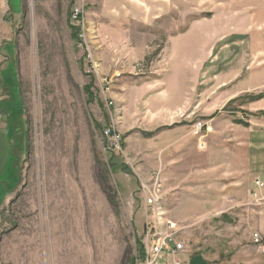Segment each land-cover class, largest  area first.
I'll return each mask as SVG.
<instances>
[{
	"label": "rangeland",
	"instance_id": "obj_1",
	"mask_svg": "<svg viewBox=\"0 0 264 264\" xmlns=\"http://www.w3.org/2000/svg\"><path fill=\"white\" fill-rule=\"evenodd\" d=\"M164 2L24 0L1 23L0 264H138L157 171L186 264L264 205V0Z\"/></svg>",
	"mask_w": 264,
	"mask_h": 264
},
{
	"label": "built area",
	"instance_id": "obj_2",
	"mask_svg": "<svg viewBox=\"0 0 264 264\" xmlns=\"http://www.w3.org/2000/svg\"><path fill=\"white\" fill-rule=\"evenodd\" d=\"M69 16L77 24L82 22V11L79 8H74ZM3 17V9L0 4V25L3 22ZM1 64L2 57L0 55V66ZM102 137L105 140L104 147L106 150H120L121 139L111 128L104 129L102 131ZM204 146V143H199L200 148L203 149ZM255 184L258 192L264 190V183L256 180ZM141 191L144 199V207L154 215L152 217L151 215H147L145 218L144 234L141 237L140 251L138 252L139 256L136 262L138 264H186L181 257L187 253V250L184 243L177 238L178 230L175 224L169 222H163L161 224L159 214H156L160 210L159 208L164 197V194L162 195L163 186L159 171L153 172L150 175L149 182H143ZM254 196L256 197L255 201L260 203L256 193H254ZM259 196L261 197L260 194ZM253 242L255 244L261 243V238L258 234L253 235Z\"/></svg>",
	"mask_w": 264,
	"mask_h": 264
},
{
	"label": "crops",
	"instance_id": "obj_3",
	"mask_svg": "<svg viewBox=\"0 0 264 264\" xmlns=\"http://www.w3.org/2000/svg\"><path fill=\"white\" fill-rule=\"evenodd\" d=\"M0 4L2 5V9H3V16H4L3 22L8 18L14 20L15 18L14 16H18L14 14V11H16V14L21 15L22 9L24 8V0H0ZM164 6H165L164 0H160V2H154V0H143V7L147 9L148 7H151V11H155L157 9L162 10ZM1 128H0V146L3 145V143H6L4 136L5 126L4 127L2 126ZM5 145L7 149V145L10 146V143L9 144L6 143ZM255 179L261 181L260 177L258 176L255 177L254 180ZM2 194H4L2 199V203H3L9 193L8 194L4 193L0 187V195ZM248 218L250 220L248 224L245 223L246 225L245 224L241 225L240 236H238L236 233L233 232V230H231L233 237L229 241L230 243L228 242L227 244L228 247L218 254L217 260L214 254L212 255L211 253L207 252V253H203L202 255L204 260L191 259L189 264H264V205L257 206L254 209V213ZM162 219L163 221H165L164 218ZM254 234H258L260 236L261 243L255 244L253 242ZM223 252L225 253V255H223Z\"/></svg>",
	"mask_w": 264,
	"mask_h": 264
},
{
	"label": "bare ground",
	"instance_id": "obj_4",
	"mask_svg": "<svg viewBox=\"0 0 264 264\" xmlns=\"http://www.w3.org/2000/svg\"><path fill=\"white\" fill-rule=\"evenodd\" d=\"M59 207V210H64V206L61 204V205H59L58 206ZM62 214V213H61ZM64 214V213H63ZM67 216V215H66ZM62 224H61V226H63V221L61 222ZM64 230H65V228H64ZM64 233V231L63 232H61L60 233V235L62 236V237H58V239H59V241L61 242L62 241V239H63V246H62V249H63V251H64V249H65V247H66V241H67V234L66 235H62ZM79 233L80 232H78V229L76 228V229H74V231H73V236H77V239H78V235H79ZM80 240V239H79ZM34 243L35 244H37V240L35 239V241H34ZM32 246V244L30 245V247ZM21 247V246H20ZM79 254V253H78ZM14 257H15V259H16V261H15V264H18V263H20V262H22V258H21V250H20V248L19 247H17L16 248V250H15V252H14ZM84 258V257H83ZM38 262V264H39V262L40 261H37ZM41 263V262H40Z\"/></svg>",
	"mask_w": 264,
	"mask_h": 264
},
{
	"label": "trees",
	"instance_id": "obj_5",
	"mask_svg": "<svg viewBox=\"0 0 264 264\" xmlns=\"http://www.w3.org/2000/svg\"><path fill=\"white\" fill-rule=\"evenodd\" d=\"M76 37H77V36H76ZM6 89H7V88H6ZM7 91H8V89H7ZM251 97H252V96H251ZM255 98L258 99V100H260V99L264 98V94H261V95H259V96H256ZM1 108H2V106H1ZM2 109H3L2 112L5 113L6 109H4V108H2ZM258 115H263V116H264V111L258 113ZM138 245H139V244H138Z\"/></svg>",
	"mask_w": 264,
	"mask_h": 264
}]
</instances>
